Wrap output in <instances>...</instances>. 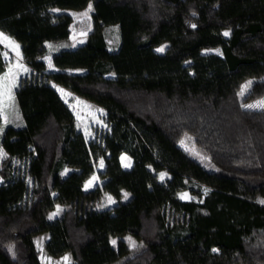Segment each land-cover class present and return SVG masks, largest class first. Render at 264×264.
I'll return each instance as SVG.
<instances>
[{"label":"trees","instance_id":"16d2710c","mask_svg":"<svg viewBox=\"0 0 264 264\" xmlns=\"http://www.w3.org/2000/svg\"><path fill=\"white\" fill-rule=\"evenodd\" d=\"M88 3L92 30L62 47L73 17L51 8ZM0 31L30 72L14 89L20 123L0 116V264H42L40 233L70 264H264V106H243L264 98V0H0ZM55 85L104 109L100 142ZM97 157L102 182L86 189ZM102 192L116 202L97 208Z\"/></svg>","mask_w":264,"mask_h":264},{"label":"rangeland","instance_id":"374dc122","mask_svg":"<svg viewBox=\"0 0 264 264\" xmlns=\"http://www.w3.org/2000/svg\"><path fill=\"white\" fill-rule=\"evenodd\" d=\"M52 11H64L68 12L72 15L73 20L70 26L71 34L70 37L66 40H62L60 45L62 47H75L79 43L83 42L87 33L92 30L93 23L91 21L90 12H91V4L88 3L84 8L81 9H72L69 7H52ZM117 26H108L105 30L107 32V39L109 43L116 44L118 35H117ZM3 33L7 39H0V46L2 48V56L6 61V68L0 74V116L3 123H20V115L15 103L14 99V89L19 84L20 79L29 76V68L26 63L22 60L21 54L18 49L14 48L12 45H18L15 40H13L9 35ZM11 42V43H10ZM165 44H161L160 46L156 47V49L164 48ZM210 51H214L219 53V49L214 48L210 49ZM45 60L48 64V68H52V63L50 60V55L45 56ZM27 69V71H25ZM248 80H244L242 82L240 93L243 94L245 89L247 88ZM55 88L59 92L60 96L63 100L69 105L71 111L73 112L78 128L82 131L86 141H96L100 142L103 135L109 130V123L106 120L105 111L102 107L97 106L90 102L89 100L77 96L66 88L55 85ZM61 89L64 90V93L68 95H62ZM264 101V98H260L255 101H250L244 103L243 106L248 107L251 105L252 107L249 108H260L262 106H258L260 102ZM189 136L184 135L183 143L184 146L189 149L194 157L197 159H202L203 156L199 152V149L195 145L191 143V138ZM185 140V142H184ZM4 156V151L0 146V160ZM120 161L123 167L125 165L131 166V158L130 156L125 153H120ZM94 171L84 182V188H92L96 184H100L102 182V178L99 176V171L104 167V160L103 157L94 158ZM13 169L15 173L25 176V162L23 161H15L13 160ZM167 175L166 172L160 171L158 172V178L161 179ZM29 186H31L30 179L25 176ZM95 177V180H93ZM1 181V179H0ZM89 181L92 183L89 185ZM178 195L182 199H196L194 195H192L188 190H181L178 192ZM129 196V193L126 192V197ZM111 200V202H109ZM116 202V199L112 197L110 194L106 192H102L100 199L96 202L95 206L97 208L101 207H109ZM63 209V205L55 204L52 211L50 212V218L56 217L61 210ZM123 237L127 241L128 248L134 249L140 245V242L131 236L130 234H124ZM46 238L45 233H40L35 235L34 241L36 246L40 249V260L42 264H70V256L68 253H64L57 257H51L45 254L42 250L43 248V241ZM67 258V259H65Z\"/></svg>","mask_w":264,"mask_h":264},{"label":"snow or ice","instance_id":"6c2138e0","mask_svg":"<svg viewBox=\"0 0 264 264\" xmlns=\"http://www.w3.org/2000/svg\"><path fill=\"white\" fill-rule=\"evenodd\" d=\"M193 27H195V25H193ZM229 34H230V33H228V32H225V33H224L225 36H228ZM0 39H7V37H5L3 33H0ZM10 43H11V42H10ZM12 46H13L14 48L18 49V45H14V44H13ZM163 50H164L163 48L157 49V51H160V52H162ZM25 71H27V69H25ZM60 91H61L62 95H68V94L64 93V90H63V89H61ZM258 106H264V101L260 102V104H259ZM248 107H252V106L249 105ZM125 166L127 167V166H129V165H125ZM161 179H163V175L161 176ZM93 180H95V177H93ZM91 183H92V181H89V185H90ZM207 191H208V190L205 189V192H207ZM109 202H111V200H110ZM261 203H264V201H261ZM112 243L115 244V241H112ZM65 259H67V258H65Z\"/></svg>","mask_w":264,"mask_h":264}]
</instances>
